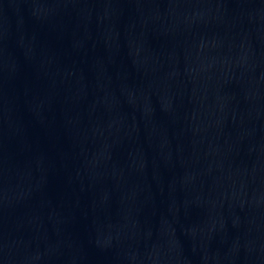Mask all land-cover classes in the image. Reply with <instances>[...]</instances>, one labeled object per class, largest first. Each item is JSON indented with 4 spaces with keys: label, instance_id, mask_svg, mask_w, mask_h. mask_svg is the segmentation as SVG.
Listing matches in <instances>:
<instances>
[{
    "label": "water",
    "instance_id": "water-1",
    "mask_svg": "<svg viewBox=\"0 0 264 264\" xmlns=\"http://www.w3.org/2000/svg\"><path fill=\"white\" fill-rule=\"evenodd\" d=\"M0 264H264V0H0Z\"/></svg>",
    "mask_w": 264,
    "mask_h": 264
}]
</instances>
